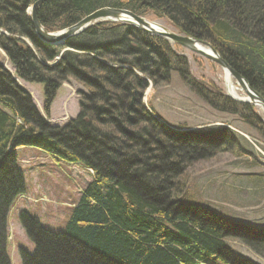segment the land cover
<instances>
[{
    "label": "trees",
    "instance_id": "1",
    "mask_svg": "<svg viewBox=\"0 0 264 264\" xmlns=\"http://www.w3.org/2000/svg\"><path fill=\"white\" fill-rule=\"evenodd\" d=\"M36 1L0 0V29L10 34L0 35V47L18 78L44 86L46 115L62 82L72 79L87 92L80 93L75 119L62 128L49 127L0 68V264H9L2 243L6 205L26 187L14 152L22 146L59 155L62 163H80L92 175L69 207L62 233H42L29 214L20 213L21 227L36 245L34 255L20 253L21 264H217L220 258L226 264H246L224 249L221 240L228 235L241 238L264 259V227L230 225L205 207L178 201L184 190L173 182L183 164L232 145L230 133L211 127L181 133L159 125L156 131V121L143 110L147 83L137 73L156 83L176 71L188 85H199L192 88L198 96L209 99L204 84L190 82L182 57L167 41L124 24L112 25L113 42L99 45V31L109 28L98 25V30L67 39L62 47L69 50L54 65L44 66L61 47L34 36L26 10ZM105 6L152 15L177 33L208 41L264 98V0H50L38 6L36 17L52 33ZM224 102L221 110L226 112L238 114L249 107L225 96ZM255 121L260 122L254 114L249 123ZM97 123L100 131L93 128ZM148 123L155 131H145Z\"/></svg>",
    "mask_w": 264,
    "mask_h": 264
},
{
    "label": "rangeland",
    "instance_id": "2",
    "mask_svg": "<svg viewBox=\"0 0 264 264\" xmlns=\"http://www.w3.org/2000/svg\"><path fill=\"white\" fill-rule=\"evenodd\" d=\"M30 7L26 10L29 17L31 15ZM157 23L173 32V29L168 27L165 22ZM34 36L37 38L35 32ZM26 44L32 48L29 43ZM63 44L61 46L54 45L61 47L60 51L53 61L42 62L44 66L54 65L69 50L62 47ZM181 51L187 57L188 72L192 79H201L208 84L214 83L224 95L228 94L220 67L202 58L194 61L192 54L181 49L177 52L181 53ZM4 55L0 51V65L3 66V70L14 77L16 85L23 88L33 108L45 120V123L50 124L52 121L51 123H56L54 127L60 128L80 111V93H86V91L80 84L68 79L62 82L56 91L48 115H46L43 109L44 86L20 80L14 67ZM171 73L168 80L163 82L157 80L153 86L151 85L152 81L145 79L147 88L142 92L141 101L149 102L147 107L152 106L153 112L167 126L177 132L197 131V128L203 129L211 124H224V126L227 125V128H232L230 130L237 143V145L234 144V147L231 145L210 153L208 158L197 161L194 159L184 163L180 174L177 175L178 179L173 182L177 184L175 185L176 189L183 187L186 202L195 201L205 206L215 205L218 208H216L218 213L233 220L237 219V216L232 212L234 210L248 218L250 223L261 224L264 227V128L257 125L258 121H255V124L245 123L246 120L243 122L236 116L213 110L207 105L204 98L195 94L192 87L187 84V80L178 72L172 71ZM230 79L237 89V95L242 97V91L237 87L234 79ZM203 88L204 93L211 95L218 92V89H207L205 85ZM147 91L149 94L146 97ZM229 99L235 102L231 98ZM17 165L23 171L26 192L23 193V197L13 203L8 217L7 230L15 237L13 245H18H7V254L11 264H21L19 248L28 253L33 250L32 242L21 229L18 217L20 211L25 210L30 215L38 217L42 225L48 229L63 231L69 207L76 201L80 190L92 175L91 170L80 163H60L52 155H46L43 151L31 147L19 150ZM21 207L23 209H20ZM45 212L47 213L42 215ZM48 213L54 220L48 218ZM227 242L240 255L256 264H264L262 255L259 256L254 251L247 249L236 239H228Z\"/></svg>",
    "mask_w": 264,
    "mask_h": 264
},
{
    "label": "bare ground",
    "instance_id": "3",
    "mask_svg": "<svg viewBox=\"0 0 264 264\" xmlns=\"http://www.w3.org/2000/svg\"><path fill=\"white\" fill-rule=\"evenodd\" d=\"M105 9H107V10H126V11H128V12H130L131 14H133L134 16H137V17H139V18H142V19H144V21L145 22H147V23H149L150 24V26L151 27H153L154 26V28L155 29H157V28H163V29H167V27H165V26H162L161 24H158L157 22H160V21H162V22H165L167 25H168V27H170V24L166 21V20H162V19H157V18H155L154 16H152V15H149V14H145L144 16H138V15H136L135 13H133L132 11H130V10H128V9H124V8H115V7H99V8H97L96 10H94V11H92V12H90L89 14H87V15H85V14H83L82 15V17L75 23V24H73L72 26H74V25H76V24H78L79 22H81L82 20L84 21V24H83V27H82V29L83 30H81V32L78 34V35H80V34H82L83 32H85V31H87V30H90V29H96V30H98L97 29V27L96 26H100V25H102L103 27H101L100 28V30H106V29H108L109 28V30L108 31H99L100 33L99 34H101L102 35V40L101 41H99V42H97V44H101L102 42H104V43H112L113 42V39H114V34L112 33V31H114L115 29L112 27V25H118V24H124V25H126L127 27H132V28H135V29H137L138 31H140V32H142V33H145L143 30H141V29H139V28H137V26H134V25H132V24H129V23H123V22H118V21H115V20H111V15L110 14H107V13H105V11H103V10H105ZM102 10V13L105 15H101V16H92V17H89L92 13H96L97 11H101ZM108 26V27H107ZM167 30H169V29H167ZM97 32V31H96ZM173 32H174V30H173ZM174 33H176V34H179V35H183V34H180V33H177L176 31L174 32ZM107 34H109L108 35V37H103L104 35H107ZM145 34H147V33H145ZM0 35H3V36H6L7 38H9V35L10 34H8V33H6L4 30H2V29H0ZM78 35H75V36H78ZM147 35H149V34H147ZM75 36H73V37H75ZM149 36H154V35H149ZM183 36H186V35H183ZM15 37V39H20V40H22L20 37H18V36H14ZM155 37H159V36H155ZM187 37H189L190 39H193V40H195V41H197L198 42V44L200 45H198V48L199 49H202V50H206L207 52H209V53H214V54H217V57H218V59H220V60H222V62L223 63H225L226 64V66H228V68L230 69V70H232L233 72H235L238 76H240V77H242V79L244 80V82L246 83V86L247 87H249L253 92H256L257 94H258V96H260V98L262 99L261 101H259V103H257V102H255V100L254 99H256V98H254V99H252V98H250L248 95H246V94H244L243 92V96L242 97H239L238 95H237V89L233 86V84L231 83V79L230 78H233L234 79V77L231 75V73H230V71L229 70H227V69H223L222 67H220L219 66V64H215L214 62H211V61H209L208 59H206V58H204V57H202V56H200V55H198V54H196L195 52H193V51H191L190 49H188V48H184V47H182V46H180V45H177V44H174V43H172L170 40H168V39H166V38H164V37H159V38H161V39H163V40H165V41H167L168 42V44L170 45V49L174 52V54H176L177 56H180V57H182L181 59H182V61H181V66L182 67H184V68H186L187 70H189V63H188V60H187V57H186V55H184L183 53H182V51H181V53H179V52H177V51H179V49H181V50H185L186 52H188V53H190V54H192V59H194V61H198V59L199 60H201V58L202 59H205V60H207V61H209V62H211V63H213V64H215L216 66H218V67H220L221 68V70L223 71V78H224V84H225V87H226V90H227V92H228V96L227 95H224V93H222L221 91H219V90H221L217 85H215L214 83H211V84H208L207 82H203L201 79H197V78H193V81H191V82H197V83H199V84H204L205 86H206V88L207 89H211V88H215V89H218L217 91L218 92H221L223 95H221V96H219L218 94H210L209 95V99L206 101V103H207V105L209 106V107H211L213 110H215V111H217V112H220V113H225V114H228V115H233V116H236L239 120H241V121H243L244 122V120H246V122L245 123H247V122H249V120L251 119V116H252V118H253V115L255 114V116H257L258 118H259V120H260V122L259 123H257V125L260 127V128H264V98L257 92V91H255L254 89H252L250 86H249V84H248V82H247V80L242 76V75H240L238 72H236L225 60H224V58H223V56L220 54V52L218 51V50H216L214 47H212V45L208 42V41H202V40H198V39H195V38H193V37H191V36H187ZM130 42V41H129ZM129 45H130V47H133L134 48V43L133 42H130L129 43ZM206 46H210L211 47V49L212 50H207L208 48L206 47ZM196 49H198L197 47H195ZM0 51L2 52V53H4L5 55V57L9 60V58H8V56H7V54L2 50V48L0 47ZM213 54V55H214ZM95 59L96 60H98L99 62H102L100 59H98L97 57H95ZM9 63H10V60L8 61ZM11 64V63H10ZM108 65V64H107ZM110 66V65H109ZM115 67H124V66H122V65H120V64H118L117 66H115ZM0 68H2V69H4L3 68V66L2 65H0ZM15 71V70H14ZM6 72V71H5ZM172 72V71H171ZM171 72H169L167 75H168V78H170V76H171ZM138 74V76L139 77H142V78H144V80L145 79H147V78H145V77H143L141 74H139V73H137ZM10 77H11V79L15 82V83H17L16 82V80L14 79V77L10 74ZM156 79H157V77H155ZM20 79V78H19ZM20 80H22V79H20ZM154 80V79H153ZM153 80H150L149 79V81L151 82V81H153ZM146 81V83H147V80H145ZM234 81L236 82V80L234 79ZM194 82V83H195ZM236 84H237V82H236ZM152 86L153 85H155V83H153L152 82V84H151ZM150 85V86H151ZM196 86H199L198 84H195ZM195 85H191V87L193 88V86H195ZM203 85V86H204ZM23 93H25L24 91H23V88L22 87H20V86H18V85H16ZM196 86H195V88H196ZM203 86H201L202 88H203ZM209 86H210V88H209ZM149 87V86H148ZM237 87L239 88L240 86H238V84H237ZM110 88H113L112 86H110ZM146 88H147V86H146ZM105 90L108 92V93H110V91H111V89H108V88H105ZM145 90V89H144ZM241 90V89H240ZM84 91H86V89L84 88ZM242 91V90H241ZM87 92V91H86ZM148 94H149V92L147 91V93H146V97L148 96ZM196 94V93H195ZM197 95V94H196ZM198 96V95H197ZM224 96L227 98V99H229V98H233V99H242V100H246V102H248V103H241V104H245V105H247V106H249V107H247V109L248 108H250V109H246V112H244V111H242L241 113H233V112H226V111H222L221 110V106H224L225 105V102H224ZM232 99V100H233ZM141 101V100H140ZM257 101V100H256ZM263 101V102H262ZM205 102V101H204ZM249 102H252V103H249ZM103 103H105L104 105H107V101H105V102H103ZM149 102H147L146 100H144L143 102L141 101V106L143 107V110L147 113V115L151 118V119H154L155 121H156V123L157 124H155V125H158V126H156L155 128L157 129L156 131H159V125H161L162 127H164V128H166L167 130H170V131H175L174 129H172V128H170L169 126H167V124H165L162 120H161V118H159L157 115H156V113L155 112H153V108H152V106L149 108V107H147V104H148ZM237 103V102H236ZM116 104V103H115ZM79 110H80V106H79ZM154 113H155V116H154ZM38 114V113H37ZM77 115H79V112H77V114L73 117V119H75L76 117H77ZM73 119H69L68 121H67V123L66 124H64L63 126H61L60 128H62V127H64L65 125H68L69 124V122L71 121V120H73ZM57 121V120H56ZM52 122V121H51ZM50 122V124H48V123H46L49 127H54L55 125H56V123H51ZM54 122V121H53ZM53 124V125H52ZM139 125H142V124H140V123H138ZM144 126V125H143ZM142 126V127H143ZM227 126V125H226ZM226 126H224V124H216V125H214V124H211V126H207L206 128H214V129H219V131H222V130H225L226 131V133H230V135H231V137L233 138V132L230 130V129H232L231 127L229 128H227ZM93 128L95 129V130H98V131H100L101 129H103V127H102V124H100V123H97V124H95L94 126H93ZM100 130H99V129ZM155 128H154V126L152 127V129L150 128V124L148 123V124H146L145 125V131L147 132V131H151V132H153V131H155ZM197 130H201V128H197ZM102 132V131H101ZM101 132H99L100 134H101ZM137 132H139V131H137ZM176 132V131H175ZM185 132H190L189 130H184V131H181V133H185ZM231 137H230V140L232 141V146L234 147V144L235 145H237V143L235 142V140H234V138H233V140L231 139ZM164 141V140H163ZM162 141V142H163ZM164 143V142H163ZM165 144V143H164ZM230 144H231V142H230ZM26 147H29V146H22V147H17L16 149H15V156H16V164H17V153L19 152V150H21L22 148H26ZM31 147V146H30ZM29 147V148H30ZM31 148H35V149H37V150H40V149H38V148H36V147H31ZM239 148H240V146H239ZM258 150V149H257ZM41 151V150H40ZM259 151V150H258ZM260 152V151H259ZM244 155H246V153H244ZM251 155V154H250ZM247 156H249L248 154H247ZM55 157L57 158V161L58 162H60V163H62L63 161L62 160H60L61 158H60V156L59 155H56L55 154ZM189 162V161H188ZM17 168H18V170L20 171V168L18 167V165H17ZM22 171V170H21ZM20 171V172H21ZM22 174H23V171H22ZM148 178H150L149 176H148ZM147 181V183H150L151 184V182H150V180H146ZM184 195V196H183ZM181 197H179V199H178V201L179 202H182V203H191V204H196V205H200V206H202V207H205V209H206V211H208L209 213H212V214H214L216 217H218V218H220V219H224V221H226V223H231V224H233V225H238V227H242V228H244L245 226L246 227H251L252 229H254V230H258V229H261V228H263V226L260 224V225H256V224H253V223H250L249 221H248V218H246V217H244V216H242L241 214H239V213H236L234 210H232V212L237 216V219H231V218H229V217H225V216H223L222 214H220V213H218L217 211V207L215 206V205H213V206H211V205H209V206H205V205H202V204H199V203H196L195 201H192V202H186L185 200H184V197H185V191H184V194H183ZM24 196V194L22 193L21 195H19L18 194V196L17 197H11L10 199H9V201H8V203H7V205H6V209H5V213H4V219H3V224H2V231H3V245L5 246V252H6V254H7V245L8 244H10V245H13V240H15V237H14V235H12V234H10L9 232H8V230H7V222H8V217H9V215H10V213H11V210H12V206H13V203L15 202V201H18V199L19 198H21V197H23ZM179 196H180V194H179ZM193 200V199H192ZM217 208V209H216ZM20 209H23L22 207L20 208ZM22 212H26L27 214H29L27 211H25V210H21L20 211V213H22ZM20 213H19V215H18V217L20 216ZM47 212H45L44 214H42V215H45ZM239 214V215H238ZM234 215V216H235ZM51 216V214H49L48 213V218H50V219H52V220H54V218H52V217H50ZM28 217L30 218V219H32L33 221H35L36 223V225L40 228V229H42V233H45V234H47V232L46 231H48V232H51V233H53V234H59V233H62V231H53V230H51V229H48V228H46L44 225H42V223H41V221L38 219V217H35L34 215L32 216V215H28ZM65 221H66V219H65ZM230 224V225H231ZM168 228H170V226L168 225L167 226ZM21 229L23 230V232H24V234L26 235V237L32 242V244H33V250L30 252V253H28V252H26L24 249H22V248H19L20 250H19V252L21 253V252H25V253H28V254H30V255H34V252H35V249H36V245L33 243V241H32V239H30L29 237H28V235L26 234V232H25V230L21 227ZM233 235H228V236H226V237H223L222 238V244H225L226 245V247L224 248L225 250H227V251H229V252H231L232 254H230V255H233V253L235 254V256H237L238 258L240 257V259L242 260H245V261H247V263L246 264H248V263H253V264H256V263H254L253 261H251L250 259H248V258H246V257H244L243 255H240L235 249H233L229 244H228V242H227V240L228 239H233V237H232ZM236 240L238 241V242H240L243 246H245L247 249H250V250H252L246 243H244L243 242V240L241 239V238H236ZM19 243V242H18ZM13 246H18L17 244H15V245H13ZM253 251V250H252ZM20 253H19V258H20ZM255 253V252H254ZM7 257H8V254H7ZM227 259H222V258H220V261H218L217 260V264H226V263H224V262H227L226 261ZM242 260V261H243ZM8 261H9V264H11L10 263V259H9V257H8ZM244 261V262H245ZM20 262H21V259H20ZM209 262L210 263H214V262H212V261H210L209 260ZM243 263V262H242ZM201 264H205V263H201ZM207 264V263H206ZM245 264V263H244Z\"/></svg>",
    "mask_w": 264,
    "mask_h": 264
},
{
    "label": "water",
    "instance_id": "4",
    "mask_svg": "<svg viewBox=\"0 0 264 264\" xmlns=\"http://www.w3.org/2000/svg\"><path fill=\"white\" fill-rule=\"evenodd\" d=\"M47 1H50V0H37L36 2H34L31 5V7H30L31 8L30 9L31 23L33 25L34 32H35L37 38L41 42L47 43L50 45L61 46L65 40H67V39H69L75 35H78L81 32V30H83L82 27H83L84 21L82 20L78 24H76L74 26H70V27H68L64 30H61L59 32H56V33H48L46 31H44V29L42 28V26L40 25V23L38 22V20L36 18V10H37L38 6H40L41 4H43L44 2H47ZM103 11H105V13L110 14L112 16L111 20H115V21L123 22V23H129V24H132L134 26H137V28L143 30L145 33H147L149 35L164 37V38L170 40L174 44L180 45L184 48H188L191 51L195 52L196 54L208 59L209 61L214 62L215 64H219V66L222 67L223 69H227L230 71L231 75L234 77L238 86H240L239 88L242 90V92L244 94L248 95L252 99L256 98L254 100L257 103H259V101L262 100L256 92H253L249 87L246 86V83L244 82L242 77L238 76L235 72L230 70L228 68V66H226V64L222 62V60L218 59L217 54L213 53L214 54L213 55L212 53H209L206 50L199 49L198 48L199 44L197 41L190 39L187 36L176 34L170 30H167V29H163V28L155 29L154 26L151 27L149 23L144 21V19L139 18L137 16H134L133 14H131L130 12H128L126 10H107V9H105ZM101 15H104L102 13V10L97 11L96 13H92L89 17L101 16ZM195 47H197L198 49H196ZM206 47L208 48L207 50H212L210 46H206ZM233 100L237 103H248V102H246V100H242V99H238V98L233 99ZM249 103H252V102H249ZM189 131L194 132V130H189Z\"/></svg>",
    "mask_w": 264,
    "mask_h": 264
}]
</instances>
